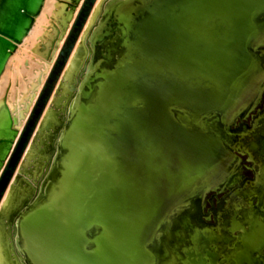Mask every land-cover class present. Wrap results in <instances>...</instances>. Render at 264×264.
I'll return each instance as SVG.
<instances>
[{
  "label": "water",
  "instance_id": "water-1",
  "mask_svg": "<svg viewBox=\"0 0 264 264\" xmlns=\"http://www.w3.org/2000/svg\"><path fill=\"white\" fill-rule=\"evenodd\" d=\"M95 1L82 0L0 174V202L15 175L30 187L0 217L12 253L21 264H257L264 209L251 207L250 189L209 228L188 207L219 188L236 153L264 157V112L236 127L264 90V0H122L94 36L73 113L75 84L61 124L39 142ZM30 143L48 147L34 175L22 171Z\"/></svg>",
  "mask_w": 264,
  "mask_h": 264
},
{
  "label": "bare ground",
  "instance_id": "bare-ground-1",
  "mask_svg": "<svg viewBox=\"0 0 264 264\" xmlns=\"http://www.w3.org/2000/svg\"><path fill=\"white\" fill-rule=\"evenodd\" d=\"M79 1L82 2V0ZM121 1L122 0L95 1V6L92 8V13H90L91 15L88 22L76 42V46H74L75 48L73 47L74 50L72 49V54L70 53L71 56L69 55L68 57L67 65L61 79L50 99V102L48 101L49 103H47L48 105L45 107L46 109L42 115L40 123L35 129L36 131L34 135L36 134L40 137L39 142H41V140H46L47 136H49L61 124L62 104L65 102L66 94L68 96V93L66 92L69 91L70 93L71 86L75 84L77 78H80L79 72L82 68H84V74L82 75L83 79L92 70L95 62H92L89 57L91 56V50L94 49V36L99 31L102 21L110 14L111 9L117 7ZM44 2L45 0H0V77L2 73H5L0 84V94L9 90V99H11V101L14 99V93L10 86L11 84L9 83L10 78L14 74V70L17 73H22L36 79V76L31 69L27 70L25 69L26 67L20 69V65L24 63L26 60L25 57L28 55V51L25 50L30 49L31 47L34 48L32 43H28L31 36H29L27 40H23L30 33L35 18L40 14ZM77 4L78 0H74L70 3V7L73 9ZM38 20L43 24L44 20L40 18ZM22 41L26 45V49L22 52L24 55H17L18 53L15 50ZM12 62L14 63V70L10 71ZM22 88H24L25 94L27 95L26 87L24 86ZM78 91V86L75 84V90L73 91L75 99L71 104V108L68 109V117L71 116L75 109ZM13 105L14 104L11 103L12 110H14ZM12 118L13 116L10 117L7 109L0 102V171L18 134V131L13 126ZM31 145L32 144L30 143L26 150L32 149V151H25L27 161L23 165L22 171H27L30 172L31 175H34L38 170V165L42 160L41 158L47 154L48 147L45 145L43 148L44 150H41V153H38L34 148L30 147ZM33 154H37V157H35V159H29ZM240 175L241 171L239 168L230 175L226 180L227 182L225 181L226 184L224 183L225 185L223 184L224 186L222 185L220 189H225L227 186L231 187L238 180ZM23 179L24 176L22 172L20 176L15 175L14 180L12 179L7 191L4 193L0 204L1 218L22 204V201H24L29 193L30 187L28 184L24 183ZM194 205L195 204L191 203L188 209L193 211L192 208H194ZM176 221L177 218L175 212H173L163 229L164 231H160L159 234H162L163 232L168 233ZM9 234L10 231L8 226L0 220V264H21L17 255L13 254L11 251L14 239L11 238Z\"/></svg>",
  "mask_w": 264,
  "mask_h": 264
},
{
  "label": "rangeland",
  "instance_id": "rangeland-1",
  "mask_svg": "<svg viewBox=\"0 0 264 264\" xmlns=\"http://www.w3.org/2000/svg\"><path fill=\"white\" fill-rule=\"evenodd\" d=\"M73 1L74 0H45L40 14L35 18V21H34V24H33V27L31 29L30 33L23 40V41H25V40H27V38L29 36H31V39L28 43H30V44L32 43L34 48L31 47L30 49L25 50L26 45L22 41V43H20L18 45L17 49L15 50L18 53L17 55H24V54H22V52H24V50L28 51V55L25 57L26 60L24 61V63L22 65H20L21 66L20 69H22V67L23 68L26 67L25 69H27V70L31 69L33 74H35L36 79L31 78L28 75L15 72V70L13 69L14 63L13 62L11 63L10 71L14 70V74L10 78L9 84H11L10 86L13 89L14 99H13V101H11V99H9V90H7V91H5V93L0 94V102L7 109V112L10 115V117L13 116V118H12L13 126L18 131V134L15 138V141L11 147L12 149H13L15 143L17 142L19 135H20L22 129L24 128V126L27 122V119L31 113V110H32V108H33V106L37 100V96H38L39 92L41 91V89H42V87H43V85L47 79V76L51 70V66L53 65V61H54L55 57L57 56V54L59 53V50H60L61 46L63 45V43H64V41H65V39L69 33V30H70L71 25H72V23L76 17V14L79 11V8H80L82 2H80L78 0V4L76 5L75 8L72 9L70 7V3ZM93 6H95V5H93ZM90 15L91 14H89L86 23L88 22ZM64 16H65V18H64ZM39 18L44 20L43 24H41V22L38 20ZM86 23H85V25H86ZM85 25L83 26V29H84ZM83 29H82V31H83ZM82 31H81V33H82ZM40 32H42V33H40ZM81 33H80V35H81ZM80 35H79V37H80ZM79 37H78V39H79ZM78 39H77V41H78ZM74 46H76V45H74ZM4 74L5 73H2V75L0 77V84L2 82V77L4 76ZM41 82H42V84H41ZM24 86L26 87L25 89L27 90V95L25 94L24 88H22ZM52 95L50 96V98L52 97ZM50 98H49V100H50ZM10 102L14 104L13 105L14 110L11 109L12 106H11ZM262 104H264V90L261 94V98H260L259 102L255 105L253 110L249 112L245 121H248L249 115H251L253 113V111L256 110L257 108H260ZM46 106H47V104H46ZM45 109H44V111H45ZM44 111H43V113H44ZM43 113H42V115H43ZM42 115H41V117H42ZM41 117H40V119H41ZM12 149H10L8 156H7L6 160L4 161V165L6 164L7 160L9 159V156L11 154ZM4 165H3V167H4ZM3 167L1 169V171L3 170ZM1 171H0V174H1ZM226 182H225V184H226ZM7 189H6V191H7ZM209 196H210V193L205 194L204 199L207 200L209 198ZM2 199H3V197H2ZM2 199H1V201H2ZM0 204H1V202H0ZM243 204H244V202H240L237 205V209H242ZM208 206H209L208 202H205L203 210H205V208H207ZM192 209H193V213L199 211L198 206L195 207V205H194V208H192ZM220 214L221 213H218L217 216Z\"/></svg>",
  "mask_w": 264,
  "mask_h": 264
},
{
  "label": "flooded vegetation",
  "instance_id": "flooded-vegetation-1",
  "mask_svg": "<svg viewBox=\"0 0 264 264\" xmlns=\"http://www.w3.org/2000/svg\"><path fill=\"white\" fill-rule=\"evenodd\" d=\"M82 69L80 71H82ZM74 99H75V95H73L69 99V101L72 100L69 109L71 108V104ZM261 112H264V104H262L260 108H257L256 110L253 111L251 115H249L248 121H245L246 118H244L241 122L237 121L236 127L239 128L240 123H244L248 125L251 122L252 117L258 116V114H260ZM236 154L238 158L233 164L234 166L233 171L224 179L223 183L220 184L217 190H209L208 192L205 193V194L210 193L209 198L207 200L204 199L202 206L198 208L199 211L195 212V215L197 214L196 216H198L200 212L201 220L204 222L205 224L204 226L206 228H209L210 226L216 224L214 220V216H217L218 213H222L225 210V206L229 201H231V198L235 193V191H237L238 189L240 190L241 188L250 189L251 192L250 205L252 208L256 209L257 207L260 206L264 209V157L259 158V160H257V159H249V157L246 154H240V153H236ZM239 168L241 171V175L239 176L238 180L231 187L227 186L225 189H220V187L225 183V181L230 177V175ZM205 202H208L209 206L205 208V210H203ZM220 220L222 219L220 218ZM233 236H237V233L235 232ZM257 257H258L257 264H264V253Z\"/></svg>",
  "mask_w": 264,
  "mask_h": 264
}]
</instances>
